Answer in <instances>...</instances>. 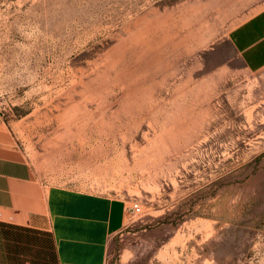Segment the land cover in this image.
Returning a JSON list of instances; mask_svg holds the SVG:
<instances>
[{"label":"rangeland","instance_id":"374dc122","mask_svg":"<svg viewBox=\"0 0 264 264\" xmlns=\"http://www.w3.org/2000/svg\"><path fill=\"white\" fill-rule=\"evenodd\" d=\"M263 7L0 0V155L125 201L105 264H264V68L228 42Z\"/></svg>","mask_w":264,"mask_h":264},{"label":"crops","instance_id":"0c3cea01","mask_svg":"<svg viewBox=\"0 0 264 264\" xmlns=\"http://www.w3.org/2000/svg\"><path fill=\"white\" fill-rule=\"evenodd\" d=\"M228 42L247 72L262 70L264 7ZM126 215L120 198L46 185L19 156L0 155V264H105Z\"/></svg>","mask_w":264,"mask_h":264},{"label":"built area","instance_id":"2783aa9c","mask_svg":"<svg viewBox=\"0 0 264 264\" xmlns=\"http://www.w3.org/2000/svg\"><path fill=\"white\" fill-rule=\"evenodd\" d=\"M2 112V110L0 109V113ZM128 212H130L131 215L135 216L140 214L141 209L138 203L134 202L131 204V206L128 208Z\"/></svg>","mask_w":264,"mask_h":264}]
</instances>
